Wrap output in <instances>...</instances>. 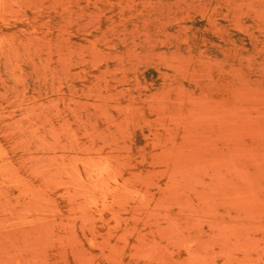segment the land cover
Wrapping results in <instances>:
<instances>
[{
    "label": "rangeland",
    "instance_id": "obj_1",
    "mask_svg": "<svg viewBox=\"0 0 264 264\" xmlns=\"http://www.w3.org/2000/svg\"><path fill=\"white\" fill-rule=\"evenodd\" d=\"M0 264H264V0H0Z\"/></svg>",
    "mask_w": 264,
    "mask_h": 264
}]
</instances>
